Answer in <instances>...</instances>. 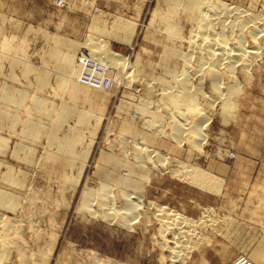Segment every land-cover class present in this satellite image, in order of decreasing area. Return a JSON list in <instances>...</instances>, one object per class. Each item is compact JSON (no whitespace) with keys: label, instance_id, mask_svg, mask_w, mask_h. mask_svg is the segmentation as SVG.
Listing matches in <instances>:
<instances>
[{"label":"rangeland","instance_id":"1","mask_svg":"<svg viewBox=\"0 0 264 264\" xmlns=\"http://www.w3.org/2000/svg\"><path fill=\"white\" fill-rule=\"evenodd\" d=\"M211 1L240 7L233 14L226 13L227 45L231 48L243 33L249 48L254 40L249 33L253 21L248 20L244 31L240 30L239 13H258L254 22L259 31L264 30V0ZM170 8L178 9L170 0H0V111L19 118L12 124H0V136L7 138V146L0 150H5L0 152V187L20 195L16 210L0 206V212L13 221L12 240L22 246L23 257L31 264H264L263 30L256 33L258 55L251 59L247 74L236 63L235 73L223 78L232 79L227 78L224 84L236 78L238 87L232 93L233 105L225 113L211 86L214 74H209L208 64L199 63L202 50L189 42L196 21H188L180 7L173 12V20L181 34L169 39L163 21L170 16ZM117 19L128 22L123 23V29L135 26L131 42L111 36ZM219 25L218 30L222 28ZM91 39L106 40L111 49L128 58L132 64L129 70L142 80L171 78L162 65L166 62L165 46L174 48L173 55L192 53L187 77L193 87L199 84L205 91L194 96V101L204 107L205 116L201 115L208 118L202 145L190 146L187 133H182L181 143L172 135L173 102L151 108L158 118L156 131L145 122L144 90L136 81L128 82L125 67L108 70L114 77L111 88L90 90L110 94L107 102L76 101L70 92L71 86L78 84L70 72L74 59L63 60L67 53L81 58L84 44H90ZM72 41L74 50L69 46ZM54 50L58 58L51 57ZM181 57H174L179 66L184 62ZM154 80L150 86L159 95L163 85ZM82 83L91 86L88 79ZM9 88L25 91V104L6 97ZM35 97L46 104L48 113L33 106ZM63 103L66 108L72 104L78 109L64 113ZM91 110L93 116L81 118L80 111L88 115ZM29 121L41 126V132L26 131ZM71 127L82 128L81 136L68 134ZM15 143L28 149L19 150L15 157ZM159 153L165 154L164 164ZM8 165L22 178V184L10 185L1 179ZM186 165L206 175H188ZM213 177L220 180L219 187ZM104 183L117 206L113 214L97 208L98 197L106 193L101 190ZM85 187L93 190V199L84 206L81 193ZM126 192L139 196L140 203L137 211L123 220ZM158 204L191 217V222H175L173 228L163 231L154 215ZM21 257L14 255L7 264H24Z\"/></svg>","mask_w":264,"mask_h":264},{"label":"bare ground","instance_id":"2","mask_svg":"<svg viewBox=\"0 0 264 264\" xmlns=\"http://www.w3.org/2000/svg\"><path fill=\"white\" fill-rule=\"evenodd\" d=\"M170 1L174 3L176 8H178L176 11H179L180 7L183 8V10H184L183 14H185V18L188 21L189 20L193 21V22L196 21L195 23H197V27L195 28L193 26L194 33L189 38L190 39L189 42L191 43V44L190 43L189 44L191 46L195 45L196 48L198 47L200 50H202V53L199 56V59H200L199 63L201 65L208 64V66L210 67V69H209L210 73L207 71V69L209 67L206 69V71H207V73H209L211 75H212V73L214 74L213 79L211 80L212 89L221 98V104H222V109H223L221 111H223L225 113L228 112V109L230 107H232V105H233V101L231 100L232 99L231 97L233 96L232 93H234L236 88H238L237 84H236L237 79L234 78L235 82H228V83L224 84L226 79L228 78L230 80L231 77H226V79H224V80H223V78H225L226 73H231L233 71L235 73L236 63L240 64V71L244 75L247 74V69L249 68V63H250L251 59L258 55L257 49H255L258 45L256 33L258 34L257 31H259L260 29L258 30V26H257L256 22H254L256 20L255 19L256 13L255 14L251 13V15L254 14L253 16H251V15L250 16H247V15L241 16L244 13L241 14V12L239 11L240 17L237 16L238 12L236 15L240 19V20H238L239 22L236 20L238 22L237 25L240 26V28H239L240 30H243L244 27L247 26L246 23L248 20L253 21V23L249 25V27H250L249 33L252 35V37L254 39V40L252 39L253 44L249 48H246L245 41L243 39L244 34L238 33L240 35L237 36V38H236V40H237L236 44H233L231 46L229 44V46L231 47V48H229L227 45L228 40L226 38L224 21H225V18L228 16L227 15L228 12H231L233 14V11L240 10L239 6L234 7L233 5L227 4V3L222 2V1H218V3H215V2L213 3L211 0H170ZM231 7H233V8H231ZM174 11H172V9L170 8L168 10V14L170 16H167L163 21V23L165 24V28L168 31V38L169 39L178 38V36L181 34V32L178 28V25L173 20V18H174L173 12ZM249 13H250V11H249ZM256 15H258V13ZM121 18H119V19H121ZM229 18H230V16H229ZM257 18H259V17H257ZM260 18H262V17H260ZM119 19L115 20V23H113V26L115 27L116 31L112 32L111 36L116 41H119V42L125 41V42L129 43V42H131L133 35L135 34V26H133L132 28H130L131 26H129L128 28H130V29H127V28L123 29V27H122L123 23L127 24L128 22L126 20L122 21ZM235 19H237V18H235ZM195 23H194V25H196ZM220 23L222 25V28L220 30H218L216 27ZM249 23L250 22H248V24ZM231 26H233V25L231 24ZM262 30L259 31V33L262 32ZM263 37H264V30H263ZM92 39H91V42L93 41ZM96 39H99V38H96ZM169 39H167V40H169ZM103 41L101 39L99 41H97V40L93 41L92 43L89 41L90 44L87 43L88 45L84 44L85 49L82 51L81 58H80V56H78V58H76L77 62L76 61L74 62V60H76L75 59L76 56L73 53H67V57L63 60L65 62V61H69L71 59H74L73 60V64H74L73 66L74 67H72V69H70V72L76 76V78L78 79L77 80L78 84H82L85 86V88L80 87V85H78V84L71 86V88L73 89V90L70 89V92L73 95L72 97H75L76 101L79 100L80 98L88 99L90 102L96 101L97 103L99 102L98 105H100L101 103L107 102L110 94L103 95L102 93H100V91H96L95 93H92V91H90V90L91 89L105 90L107 88H111V86H112L111 82L114 81V77L112 76L111 72H109L108 70L110 68H121V67L123 68V67H125L126 68L125 69V72H126L125 77L128 78L127 79L128 82L132 83V81H134V82L136 81L135 84L137 85V87L140 90L141 89L144 90L143 91L144 94H142L143 95L142 96L143 102H144L142 108L144 111V118L146 119L145 122H147V124H149V126L151 125L152 128L155 127L154 125H156L158 118H154V116H156V115L153 116L151 114L152 113L151 108H156L157 105L159 107V106H161V104H163L166 107V105H168L169 102H173V104L175 105L174 106L175 109L174 110L172 109L173 110V113H172L173 117L172 118H174V122H173L174 127L172 129L173 130L172 135H174V137L177 138L176 139L177 141L180 139V143H181L182 133L183 132L187 133V135H185V136H187V139L190 143V146H193L194 148H195V145L201 146L202 144L200 145V142L202 141V138H205L204 136L206 134L204 132L205 129L203 130V127L205 126V124H207L205 122L208 121V120L206 121V119H208V118L205 119V117H203V116H205V114H202V112L206 111V110L203 111L204 107L200 106L199 101H196V100H195L196 102L194 101V96H198V94H201L203 89L201 90V88L198 87V86H200L199 84L196 85L197 87L195 86L196 88L193 87L194 85L192 86V82L190 81L191 78H189L190 79L189 80L187 77L188 74L190 73L189 71H188L189 73L187 72V70H188L187 67H190L192 65V63H191V58L193 57L192 53L186 52L185 54H181L182 51L181 52L178 51L179 54L173 55V52L175 53L174 48H170V46H168V47L165 46V48H164V54H165L164 59L166 62L162 65H164V69H165L164 72L169 73V75H171V78L169 80H167V79H160V77H157V76L155 78L152 77V78L156 79V81L159 80V82L163 85V87H161L162 85L160 86L161 87L160 91H162V90L163 91L161 92V94L158 95V93L154 92L156 89H154V87L151 88L152 86H150L151 80H153L155 82L154 79L149 78V80L148 79L142 80L141 78L140 79L136 78L134 76V74L132 73L133 71L129 70L132 67V64H130V61L128 60V58L125 56L119 55V53H117L116 51H114L113 49H111L108 46L109 44L107 43L106 40H103ZM259 41L261 42V39ZM73 43L74 42L72 41L69 44L71 49L75 48V46H74L75 44H73ZM263 45H264V42H263ZM263 45H261V46H263ZM7 46H8V44H7ZM196 48H195V50H196ZM257 48L259 50V47H257ZM191 49H192V52H194V50H193L194 48H191ZM50 55L52 58H58L59 57V53L57 52V50L51 51ZM0 56H2V55L0 54ZM179 56L180 57L182 56L184 58L183 59L184 62H183L182 66L177 65V61L174 60V57H179ZM101 60H104V61H101ZM9 61H11V60H9ZM96 63H98V64L96 65ZM11 64H12V62H11ZM219 64H221L222 67L217 69V65H219ZM223 66L225 67L224 70L222 69V68H224ZM201 68L202 67L200 66V72H201ZM202 72H204V71H202ZM204 73L202 75H204ZM180 75H181V77H179ZM87 79H88V81L92 87L91 86L89 87L88 85H85L82 83V82H86ZM43 81H45V80H43ZM135 84H133V85H135ZM12 88H13V86H12ZM12 88H9L6 90V92H5L6 97L7 96H9L11 98L15 97L14 100H12V101H14L13 103L16 102L17 104H23V103L25 104V101H26L25 97L27 96V93L25 91H22V90H17L15 92H13ZM153 89H154V91H153ZM160 91H158V92H160ZM203 92H205V91L203 90ZM216 94L214 96H216ZM201 95H199V96H201ZM209 97H210V95H209ZM195 98L198 99L197 97H195ZM216 98H217V96H216ZM34 99H35V101L33 102V106L36 105V108L40 112L48 113V111H50L47 108L46 104H44L43 102L40 101L39 97L38 98L35 97ZM37 99H39L40 102L37 101ZM210 100H212V99H210ZM64 103H63L64 107H65V105L67 106V104H64ZM70 105H68L69 107H67V108L65 107V109H64V107H62V109H64V113H65V111L67 112L68 110H70L72 112L73 109L75 110L77 108L72 104H70ZM118 108H120L119 110H121L123 108L122 104ZM169 108L170 107H168V110H169ZM77 109H76V111H77ZM229 111H230V109H229ZM80 113H81V118H87V117L89 118V117L94 115V112H92V110L89 111L88 115L84 111L83 112L80 111ZM195 113H196V116H193ZM172 114H171V116H172ZM197 114H199V115H197ZM6 115H7V112L5 110L0 111V124L1 125H4V123L12 124L14 121H17L19 119V118H17V116H11V115L6 116ZM63 118H64V116H63ZM77 118L79 120H81L80 117H77ZM80 124H81V122H80ZM161 124H162V122H161ZM161 124H158V125H161ZM25 126H26V131L30 130V131H32V133H36V132L40 133L41 132V128H40L41 126L36 125L35 122L29 121L25 124ZM58 129L62 130L61 127H59ZM153 129H155V131H156V127ZM157 130H159V129H157ZM82 133H83V129L82 128L81 129L76 128V127L75 128L71 127V128H69V131H68V134H71V135L79 134L81 136ZM93 133H94V131H93ZM184 133H183V135H184ZM6 139L7 138H3L2 136H0V150H3L7 146ZM15 145H16V147H14V150L16 152L15 151L12 152V154L14 153V156H15V153L19 154V150L21 152L22 151L21 149H23V148H24V150L28 149L26 147L27 145H24L22 143L19 144L20 146H18L17 143H15ZM25 148H27V149H25ZM17 150H18V152H17ZM4 151H0V152H4ZM27 152L28 151H26V153ZM30 152L32 153V150H30ZM151 152H152V150H151ZM18 154H17V157H18ZM31 155H33V154H31ZM141 155L139 154V158L142 157ZM157 156H159L160 161H163L162 163L164 164V162L166 161L165 154L159 153V155H157ZM26 157H28V156H26ZM29 158L30 157H28V159ZM21 159H22V157H21ZM28 159H26V160H28ZM159 159H158V161H159ZM27 162H29V160ZM1 164H3V161H0V166H1ZM9 166L10 165H8V170L6 168L7 171L6 172L4 171L5 173L4 172L2 173L1 179L7 180V182L10 185H13L15 183H16V185L17 184L19 185L22 178H17L15 176L16 174L14 173V170L12 169V166L11 167H9ZM182 166H184V165H182ZM186 167H187V165H186ZM184 168H185V166H184ZM187 168H189V167H187ZM17 171H18V169H17ZM185 173L188 175H192L194 177L196 176V178L202 177V176L204 177V175H206L205 174L206 172H204L203 170H197L195 167H192V166H190L189 169H186ZM24 175L26 176V173H23V176ZM214 180L217 181V186L219 187L220 186L219 185L220 180L218 178L217 179L214 178ZM194 182L196 184H199L197 180H194ZM20 184H22V182ZM217 186L215 188H217ZM1 187H0V206L16 210L20 195H17L16 192L12 193L13 192L12 190H11L12 192H10V189H8L7 187H6V189H8L9 191L4 189V188H1ZM103 188L105 189L106 193L104 196L98 197L99 204H98L97 208L104 211L105 214H113L114 213L113 212L114 207L116 208L117 206L110 199V196L108 194V192H109L108 184L104 183L102 185L101 190H103ZM215 188H213V189L215 190ZM217 189H219V188H217ZM92 193H93V190L91 188L85 187L83 189L81 195L84 198V200H83L84 206L90 204L89 200L93 199ZM95 193H97V192H95ZM124 197L127 200L126 204H128V206L125 209L126 215L123 216V220H124V218L126 220L130 216L131 213L137 211L136 206L140 203V200H139V196H136L134 193H130V192H126L124 194ZM136 214H138V213H136ZM154 215H155L156 220L159 221L161 229L163 228V231L167 228H173L172 225H174L175 222H178L180 224L183 222H185V223L191 222V219H190L191 217L189 218V217L181 214L180 212H176L175 210L166 207L165 205H159L158 204L157 210H156V212H154ZM118 216H120V215H118ZM194 221H195V219H194ZM12 222L13 221H10L8 218L5 217V215H3L2 212H0V264H7L9 262V260L13 259L14 255H18V254L22 256L21 258H24V259H22L24 264H31L27 259H25L26 256L23 257L24 249L22 248V246H20L18 243H16L15 241L12 240V236H13V234H15V233H13V227L14 226H13ZM184 231L185 230H183V232ZM177 232L180 233V231H178V230H177ZM190 237H192V236H189V238ZM13 239H15V238H13ZM176 246H179V245H176ZM175 252H177V251H175ZM177 255H178V253H177Z\"/></svg>","mask_w":264,"mask_h":264},{"label":"crops","instance_id":"3","mask_svg":"<svg viewBox=\"0 0 264 264\" xmlns=\"http://www.w3.org/2000/svg\"><path fill=\"white\" fill-rule=\"evenodd\" d=\"M264 256V255H263Z\"/></svg>","mask_w":264,"mask_h":264}]
</instances>
